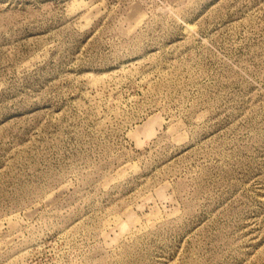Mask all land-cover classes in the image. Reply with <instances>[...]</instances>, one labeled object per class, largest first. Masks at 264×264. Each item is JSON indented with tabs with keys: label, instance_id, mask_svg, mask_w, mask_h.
Returning <instances> with one entry per match:
<instances>
[{
	"label": "rangeland",
	"instance_id": "1",
	"mask_svg": "<svg viewBox=\"0 0 264 264\" xmlns=\"http://www.w3.org/2000/svg\"><path fill=\"white\" fill-rule=\"evenodd\" d=\"M0 264H264V0H0Z\"/></svg>",
	"mask_w": 264,
	"mask_h": 264
}]
</instances>
